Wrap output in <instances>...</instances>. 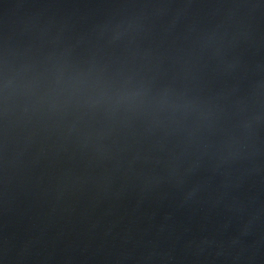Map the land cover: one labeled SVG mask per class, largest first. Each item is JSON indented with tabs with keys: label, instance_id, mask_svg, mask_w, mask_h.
<instances>
[{
	"label": "water",
	"instance_id": "water-1",
	"mask_svg": "<svg viewBox=\"0 0 264 264\" xmlns=\"http://www.w3.org/2000/svg\"><path fill=\"white\" fill-rule=\"evenodd\" d=\"M0 264H264V0H0Z\"/></svg>",
	"mask_w": 264,
	"mask_h": 264
}]
</instances>
